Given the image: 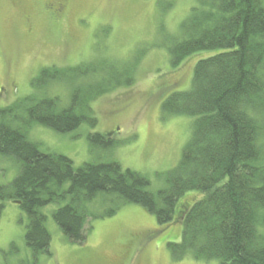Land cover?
Masks as SVG:
<instances>
[{
    "label": "trees",
    "instance_id": "16d2710c",
    "mask_svg": "<svg viewBox=\"0 0 264 264\" xmlns=\"http://www.w3.org/2000/svg\"><path fill=\"white\" fill-rule=\"evenodd\" d=\"M175 1L157 0L159 12ZM179 37L166 48L171 68L194 52L222 51L195 63L189 89L165 93L162 115L194 121L178 164L155 194L143 175L116 161L74 167L67 156L43 153L29 138L37 125L59 133L94 126L90 102L130 86L138 56L45 67L32 79L31 94L0 109V156L19 164L13 180L0 185V215L5 201L18 203L28 221L24 242L33 254L47 252L50 244L42 207L58 205L54 222L71 243L81 244L89 230L87 205L105 193L143 206L158 226L181 225L179 243L168 244L177 260L190 254L220 264H264V0H196ZM55 84L68 86L66 105L50 93ZM88 139L101 148L114 144L109 135ZM188 191L202 197L177 209Z\"/></svg>",
    "mask_w": 264,
    "mask_h": 264
},
{
    "label": "rangeland",
    "instance_id": "374dc122",
    "mask_svg": "<svg viewBox=\"0 0 264 264\" xmlns=\"http://www.w3.org/2000/svg\"><path fill=\"white\" fill-rule=\"evenodd\" d=\"M53 5L64 8L57 27L44 20L46 8ZM194 6L196 0H176L162 13L157 0H0V87H4L0 109L31 94L32 79L45 67H73L100 59L127 62L138 56L130 86H119L90 102L97 120L94 126L83 123L59 133L37 125L29 138L43 153L67 156L74 167L116 161L143 175L148 190L157 193L166 186L165 173L178 164L194 121L192 116L162 115L165 93L189 89L195 63L222 51H197L170 67L168 41L180 38V24ZM26 17L32 23L30 31ZM50 93L60 98L61 106L68 103L67 85L55 84ZM92 134L109 135L113 146L92 145L88 139ZM18 169L14 160L0 156V185L10 183ZM200 197L197 191L184 193L177 209ZM57 206L40 209L50 244L47 252L33 254L24 242L26 214L16 201L4 202L0 264H220L190 254L175 259L168 244L179 243L181 225L158 226L154 214L143 206L122 203L105 193L87 205L86 240L71 243L52 218ZM112 209L114 213L107 215Z\"/></svg>",
    "mask_w": 264,
    "mask_h": 264
},
{
    "label": "flooded vegetation",
    "instance_id": "af4514ba",
    "mask_svg": "<svg viewBox=\"0 0 264 264\" xmlns=\"http://www.w3.org/2000/svg\"><path fill=\"white\" fill-rule=\"evenodd\" d=\"M63 11H64V8L61 5L60 6H57V5L49 6L45 10L44 20L46 21L48 19L49 21H53V22L48 21L47 23L49 25H52V26H56V25L58 26V23L60 21L61 15L63 14ZM26 20H27V22L29 21L27 30L30 31L32 23H31L29 17H26ZM3 88L4 87L1 86L0 91H3L4 90ZM123 248H127V246H123Z\"/></svg>",
    "mask_w": 264,
    "mask_h": 264
}]
</instances>
